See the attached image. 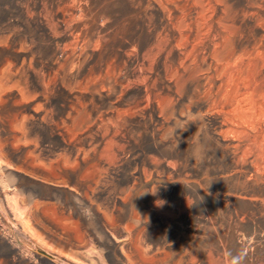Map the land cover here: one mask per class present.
<instances>
[{
    "label": "bare ground",
    "instance_id": "6f19581e",
    "mask_svg": "<svg viewBox=\"0 0 264 264\" xmlns=\"http://www.w3.org/2000/svg\"><path fill=\"white\" fill-rule=\"evenodd\" d=\"M0 151L26 173L50 153L77 186L82 173L106 174L112 157L131 154L135 180L148 168L167 172L179 190L160 211L132 194L128 205L122 192L111 196L132 220L127 253L114 248L118 264H179L167 258L180 244L197 249L187 264L238 255L256 264L264 256V0H0ZM211 164L223 187L202 179ZM65 191L64 218H86L82 201L97 213L86 191ZM151 216L177 225L174 243L134 238L147 220L149 232Z\"/></svg>",
    "mask_w": 264,
    "mask_h": 264
},
{
    "label": "rangeland",
    "instance_id": "374dc122",
    "mask_svg": "<svg viewBox=\"0 0 264 264\" xmlns=\"http://www.w3.org/2000/svg\"><path fill=\"white\" fill-rule=\"evenodd\" d=\"M54 152L58 153V150ZM48 156L42 158V164L36 165L40 171L26 173L17 169L19 161L16 158L6 157L0 151V264H118L114 248L121 254L127 253L124 244L131 235L128 225L132 220L128 219L123 204L121 209L114 205L113 193L132 194V201L143 202L152 213L169 205L168 200L177 199L179 187H169L167 172L162 169L148 168L144 180H135L132 175L138 164L132 154L123 162L112 157L114 165L106 174L96 167L82 173L79 186L71 179L72 174L55 166L50 159L53 155L49 153ZM45 174L51 179L44 177ZM202 179L210 187L224 185V176L216 171L214 164L203 168ZM72 185L80 195L84 191L89 194L97 213L90 211L82 201L80 209L87 213L86 218H64V210L67 212L64 203L69 199L65 190ZM130 200L129 196L127 205ZM196 206L195 201L190 202L187 210L195 213ZM150 220L148 233L149 220L138 226L143 229L134 235L138 242L145 245L146 242L167 240L170 244L178 238L176 224L171 222L162 226L152 216ZM253 229V225L237 227L245 237H250ZM70 241H76V244L71 245ZM77 244L82 246L76 247ZM196 250L186 249V244L173 245L167 259L179 261L182 258L179 264H187L185 259L188 255L195 257ZM256 264H264V256Z\"/></svg>",
    "mask_w": 264,
    "mask_h": 264
},
{
    "label": "clouds",
    "instance_id": "9594fccd",
    "mask_svg": "<svg viewBox=\"0 0 264 264\" xmlns=\"http://www.w3.org/2000/svg\"><path fill=\"white\" fill-rule=\"evenodd\" d=\"M243 257L242 256H235L232 258V260L230 261V264H243Z\"/></svg>",
    "mask_w": 264,
    "mask_h": 264
}]
</instances>
